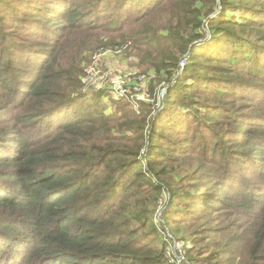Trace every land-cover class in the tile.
I'll return each mask as SVG.
<instances>
[{
	"label": "trees",
	"instance_id": "obj_1",
	"mask_svg": "<svg viewBox=\"0 0 264 264\" xmlns=\"http://www.w3.org/2000/svg\"><path fill=\"white\" fill-rule=\"evenodd\" d=\"M116 1L111 10L106 0H0V40L6 45L0 48V264L18 258L15 264H165L162 253L134 250L138 232L131 214L137 213V222L148 219L142 193L153 200L165 188L172 199L179 195L160 174L170 157L191 148L164 137L159 115L149 120L141 160L129 157L128 147L108 145L107 133L97 137L118 116L85 110L81 77L95 48L72 38L91 28L108 35L107 47L131 45L142 54V68L169 79L168 105H199L210 127L224 126L217 132L242 135L217 148L222 160L206 158L218 172L207 178L218 184L180 196L205 207L193 217L226 212L233 220L219 229L229 235L224 252L237 244L244 264H264V113L251 121L233 116L243 114L233 103L246 95L232 89L244 75L254 105L264 98V34L250 39L249 33L264 30V21L253 19L264 20V7L251 3L264 0L234 4L241 12L233 16L224 11L231 0H221L223 9L211 19L217 0ZM13 29L23 32L24 43ZM200 97L205 102L193 99ZM112 102L121 109L127 101Z\"/></svg>",
	"mask_w": 264,
	"mask_h": 264
},
{
	"label": "rangeland",
	"instance_id": "obj_2",
	"mask_svg": "<svg viewBox=\"0 0 264 264\" xmlns=\"http://www.w3.org/2000/svg\"><path fill=\"white\" fill-rule=\"evenodd\" d=\"M106 1L111 10L116 8V0ZM240 1L243 0H231L232 6L224 8V11L231 16L240 15L239 7H233L234 4L241 3ZM251 3L254 7H264V2L251 1ZM223 7L224 4L221 0H217V8L208 16V19L213 18L216 13L218 15ZM87 9H92V7ZM110 9L108 8L107 11ZM2 15L3 17H10L4 11ZM5 19L4 21L8 23V18ZM253 19L264 21L259 16ZM102 22L105 24V17ZM166 23L167 19L162 25L166 26ZM11 31L18 35L15 36L18 41L25 42L23 38H20L24 35L23 32H18L15 29ZM206 31L209 32L208 28ZM262 31L250 30V39H252V35L263 36L264 30ZM216 35H221V32L218 31ZM25 36L30 37V34L26 33ZM107 39L108 35L101 29L92 28L83 29L72 38L74 42L87 41L88 47L95 48L85 57L86 72L84 70V75L81 77L84 84L85 110L118 116L116 123H109L113 128L109 129L108 132H98L97 137L101 139L103 134L107 133L108 145L120 149L128 147L132 150L129 157H137L138 160H141L140 157L146 156L147 153L144 142L149 137L151 128L149 120H154L159 115L162 121H158L157 128L162 126L161 123H164L162 127L164 137L169 136V140L177 141L176 144L179 147L191 148V152L188 150L170 157L167 166L160 174L166 184L172 183V188L178 192V196L172 199L170 190L167 188L155 200L151 194L142 193L140 195L141 210L147 214L148 219L143 223L137 222V218H134L137 213L131 214L136 221L133 229L138 232L134 250L143 251V253L147 250L157 254L162 253L165 264H244L245 255L239 250L241 248L237 244L232 246V252H224L229 241V235L224 237L223 232L219 229L224 225H229L233 218L229 219L227 213L221 212V210L217 212L212 210L207 213L199 212L193 217L194 210H204L205 207L196 202L191 205L190 200H185L183 196H180L181 193H184L183 191L194 190L197 191L196 193H202L206 191V188L218 184L217 178H207L208 173H215L216 175L218 172L214 165L206 161V158L217 157L222 160L217 148L237 142L242 135L233 136L235 133L223 135L217 132L221 131L224 126L218 125L217 128L219 129L215 130L216 127L211 125V128L204 121L205 115L199 105L192 108L191 106L183 108V105L174 103L168 105L166 94L169 79L166 80L163 75L156 78L155 71L150 70L148 72L146 68H142V54H139L131 45H124L122 49L107 47L105 46ZM260 43L261 49H263L264 41ZM234 44L232 41L226 45L229 47ZM4 45L0 40V48H3ZM248 45L250 44L248 43ZM72 48L67 51L69 52ZM185 56H182L179 61L182 67L180 72L185 68L188 59V55ZM228 74L226 73L220 79H224ZM242 76L243 80L240 82L238 78L234 80L232 89L235 94L244 93L246 95L243 100L233 103L235 109L242 111L240 113L243 114L236 113L233 116L244 121H251L254 118L253 115L257 116L264 113V98H259L256 103L260 105L258 108L254 107L256 104L254 105L252 96L245 90V86L248 84L244 80L247 77ZM156 79L158 80L156 81ZM218 87L227 89L229 86L219 84ZM98 95L101 97V101L94 100ZM113 99L127 102H122L123 107L119 109V105L112 102ZM193 99L199 103L205 102V99L201 97ZM177 126L183 127L186 131L177 133V135L171 134L173 133L171 127ZM135 129L139 130L136 131ZM176 149L179 150V148ZM232 169L237 171L235 167ZM165 186L167 187V185ZM128 205L132 207L133 202L129 201L128 203L127 201L126 207ZM190 209L193 210L191 214Z\"/></svg>",
	"mask_w": 264,
	"mask_h": 264
}]
</instances>
